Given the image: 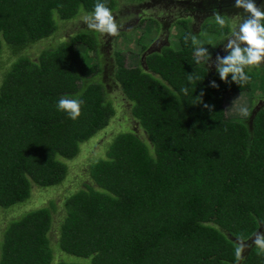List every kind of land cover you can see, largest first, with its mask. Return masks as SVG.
<instances>
[{
	"label": "trees",
	"instance_id": "1",
	"mask_svg": "<svg viewBox=\"0 0 264 264\" xmlns=\"http://www.w3.org/2000/svg\"><path fill=\"white\" fill-rule=\"evenodd\" d=\"M101 2L113 11L118 0ZM96 3L0 0V58L4 51L14 57L0 76V209L26 201L31 186L59 184L67 172L63 158H73L114 113L96 79L99 62H87L74 46L84 37L34 58L21 53L52 35L56 20L93 13ZM185 21L177 20L178 47L145 53L135 77L124 54L113 53V75L148 143L130 131L109 138L104 155L86 166L91 183L61 200L52 246L53 200L8 219L0 231V264H83L53 263L55 242L60 251L87 258L85 264H237L238 238L264 232V115L248 129L223 108L225 94L250 90L255 76L245 68L251 79L238 85L197 63ZM64 95L84 101L78 119L57 109ZM249 245L239 264H264Z\"/></svg>",
	"mask_w": 264,
	"mask_h": 264
},
{
	"label": "rangeland",
	"instance_id": "2",
	"mask_svg": "<svg viewBox=\"0 0 264 264\" xmlns=\"http://www.w3.org/2000/svg\"><path fill=\"white\" fill-rule=\"evenodd\" d=\"M229 1L118 0L116 9L112 12L116 22L121 25L119 35L109 36L89 29L85 18L92 13H80L68 21L56 20V29L52 35L31 43L22 49L21 53L34 58L43 48H51L59 43L68 42L75 35L84 37L85 42H76L74 46L78 51L86 54L87 62L94 63L96 59L99 62L96 79L102 83L104 100L111 105L114 113L102 130L79 144L78 152L73 158H63L67 172L59 184L42 189L31 186L30 195L26 201L7 209H0V231L4 228L8 219L16 217L25 210L44 205L51 199L54 201L56 208L52 214L50 231L52 246L56 235V225L61 216V200L68 193L82 187L85 183H91L86 173V166L91 161L104 155V144L109 138L118 132L130 131L143 143H148L145 132L131 117L129 112L130 103L124 98L119 83L113 75L115 68L113 53L115 50L124 54V67L127 71L132 72V77H135L138 69L144 67L142 63L144 53L158 51L161 46L168 43L178 47L177 37L182 33L183 28L176 23L177 20L184 19L185 22L188 21L191 34L196 37L197 48L204 46L211 54L209 61L200 58L204 67L210 72L216 68V56L219 54L223 57L228 54L224 48L227 43L226 37L231 35L233 28L238 29L239 24L242 23L245 17L242 15L244 14L243 8L234 9L226 6L225 4ZM259 6L263 7L264 5L259 4ZM214 12L226 16V26L222 28L215 22ZM225 27L229 28L226 33ZM92 32H94V35L91 34ZM91 35L97 40L96 56L92 50ZM141 45L146 46L144 52L140 50ZM13 58L6 51L3 52L0 58V76ZM247 68L255 76L251 89L248 91L227 92L224 96L223 108L227 117H240L249 129L254 117L260 118L264 115V63L258 67L250 66ZM126 81L129 80L126 79ZM244 107H247L250 112L247 117L243 116L240 111ZM260 228L264 229V226ZM253 240L250 239L246 243L252 244ZM54 247L59 250L56 242ZM56 249L53 251V263L61 259L87 263V258L70 255L60 250L58 252Z\"/></svg>",
	"mask_w": 264,
	"mask_h": 264
},
{
	"label": "clouds",
	"instance_id": "3",
	"mask_svg": "<svg viewBox=\"0 0 264 264\" xmlns=\"http://www.w3.org/2000/svg\"><path fill=\"white\" fill-rule=\"evenodd\" d=\"M235 6L243 8L248 15L243 18L238 29L233 28L231 35L226 37L227 43L224 48L228 54L223 57L219 54L216 56V71L222 81L227 82L229 75H231L232 82L242 85L248 83L251 79L245 68L258 67L264 63V23H262L264 22V10L261 6H257L254 0H235ZM213 16L220 27L226 26L225 15L214 12ZM85 20L89 29L109 36L119 35L121 25L116 22L112 10L101 0H97L93 13L87 16ZM183 39L187 42L189 34H185ZM191 40L193 44L197 43L194 35L191 36ZM196 56L198 58L197 63H199L200 58L209 61L211 54L207 48L200 46L196 49ZM188 79L191 81L193 77L190 75ZM195 79H199V77H195ZM211 86L218 87L215 81L211 82ZM181 91L187 94L188 89L183 88ZM83 104L82 99L64 95L58 100L57 109L66 112L70 119L76 120L81 115ZM204 107L211 109L212 106L204 104ZM240 111L245 117L250 115L247 107L241 108ZM253 237V243L258 249L257 254L264 255V233L256 231ZM246 241L243 237H240L236 242L235 256L237 264L243 260V253L250 246Z\"/></svg>",
	"mask_w": 264,
	"mask_h": 264
},
{
	"label": "flooded vegetation",
	"instance_id": "4",
	"mask_svg": "<svg viewBox=\"0 0 264 264\" xmlns=\"http://www.w3.org/2000/svg\"><path fill=\"white\" fill-rule=\"evenodd\" d=\"M254 3L258 4L257 6H259V4H263L264 5V0H254ZM225 5L229 6L231 8H234V9L238 8V7L235 6V0H230L229 3H226ZM211 9H213V7H211ZM262 9L264 10V6L262 7ZM243 11H244V14H242V15L247 16L248 14L245 12L244 9H243Z\"/></svg>",
	"mask_w": 264,
	"mask_h": 264
},
{
	"label": "water",
	"instance_id": "5",
	"mask_svg": "<svg viewBox=\"0 0 264 264\" xmlns=\"http://www.w3.org/2000/svg\"><path fill=\"white\" fill-rule=\"evenodd\" d=\"M259 230V229H258Z\"/></svg>",
	"mask_w": 264,
	"mask_h": 264
}]
</instances>
